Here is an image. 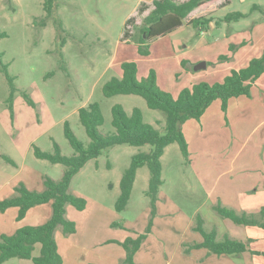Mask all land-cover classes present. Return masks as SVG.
<instances>
[{
  "label": "rangeland",
  "instance_id": "rangeland-1",
  "mask_svg": "<svg viewBox=\"0 0 264 264\" xmlns=\"http://www.w3.org/2000/svg\"><path fill=\"white\" fill-rule=\"evenodd\" d=\"M153 1L58 0L53 17L46 19L45 25L41 26L42 19L46 17L44 0H0V33L6 34V37L0 38V53L3 54V63L9 66V73L15 78L18 89L14 98V118H12L7 104L10 86L0 69V164L2 165H0V199L4 197L5 200L16 195L15 187L21 183L29 190L43 191L45 177L56 181L62 178L65 167L38 159L34 150L37 147L42 151L54 153L56 143L62 155L73 156L75 151L64 133L65 122H69L74 134L85 146H88L91 139L80 122L79 109L91 103L97 102L101 106L104 124L100 131L103 135L115 132L112 126V108L116 104L122 105L128 114L135 107L140 108L147 123L164 130L165 114L149 109L142 97L117 95L107 98L103 94V86L117 75L116 69L109 70L113 55L117 53L118 48H126L125 43L128 41L136 44L139 28L150 12L148 10L154 7ZM254 5L259 6L262 11L252 12ZM211 6H216L217 21L235 12H241L247 16L238 22H219L217 23L219 27H216V22H214L213 27H210L203 35L191 25H185L181 30L162 37L161 41L169 43L174 40L183 41L178 54L185 52L183 47L189 45L190 54L202 55L201 57L204 58L214 57L215 60L206 58L209 61L207 66L211 72L216 70L218 65L235 63L237 55L244 54L245 51L251 59L261 57L260 50L264 46V0L213 2L199 9L196 15H202ZM143 10L145 11L142 12ZM56 19H59L63 25V30L59 32V35L56 30ZM226 36L233 40L231 45L239 46L246 42L245 46L248 49L245 50L244 46L234 53H231L229 49V52L222 54V52L219 53L217 45L212 48L205 47L207 44H217V41L225 39ZM62 42L65 43L63 48L61 47ZM131 49L132 47H127L125 57L128 59L125 60L132 61L134 57L139 56L134 55ZM61 54L67 68L66 71L62 67ZM230 54L231 60L218 61L220 56ZM192 59L187 60L186 67L193 74L199 73L200 71L195 72V67L206 61L202 58L194 61ZM213 82L220 83L222 80ZM257 84L258 87H253L251 96L246 99L248 108L253 107L254 109V121L247 130L246 128L242 130V126L246 123L242 122L241 118L248 112L246 105L235 109L237 124L241 123L236 125L235 122V132L239 138L237 141L239 142L242 135H248L252 129L249 148L256 139L264 137V112L259 118L256 115V108L262 107L264 111V77ZM24 92L35 101V108L25 101ZM222 112L227 118L226 124L228 130L229 128L231 130L233 142L235 137L231 125L228 126L229 107L227 112L223 110ZM249 113L252 114V109ZM257 119L262 121L261 125H258ZM150 150L151 147L148 145L112 147L104 151L99 158L89 161L73 178L70 192L81 194L82 196L79 197L92 205L100 204L105 211L100 213L99 236L93 238L89 234L87 239H109L108 243L113 244L126 232L131 236L135 235L133 238H137L147 231L151 218L152 230L155 226V219L157 217L161 219L158 212L155 217H152L153 207L150 198L143 191L145 183L141 179L136 184L132 200L127 208L123 212H117L115 208L120 194V189L115 184L130 166L133 155ZM2 155L14 161V165L6 163ZM195 156L196 154L193 155L191 163V155L190 159H186L178 144L169 147L163 161L164 192L172 196L178 207L183 209L190 218L199 208V215H205L212 223L219 222L217 225L227 230L226 223L224 224L225 219L219 216L210 204L200 205L204 201V195L200 194L202 191L198 184L197 170L195 169V173L192 168ZM258 156L260 157V154ZM259 159L264 161V154H261ZM140 173L143 176L150 174L147 167H143ZM7 190H11L12 193L7 195L9 193ZM47 206L52 212V204ZM31 220L30 215L26 223H31ZM164 227L163 224L162 229ZM256 228L264 230L260 227ZM146 240L141 245L143 249L139 264H156V258L152 256L154 247L148 241L152 239ZM106 245L102 244L98 247L86 245L89 251L76 260L77 264L89 261L95 262L92 264H100L96 261L101 253H105ZM38 253L39 250L35 254L38 255ZM154 255L158 256V264H165L167 261L164 248L160 250L155 248ZM70 260L73 261L72 258ZM111 260H116L117 264H123L125 259L123 262L119 259ZM4 264H33V262L14 258Z\"/></svg>",
  "mask_w": 264,
  "mask_h": 264
},
{
  "label": "trees",
  "instance_id": "trees-1",
  "mask_svg": "<svg viewBox=\"0 0 264 264\" xmlns=\"http://www.w3.org/2000/svg\"><path fill=\"white\" fill-rule=\"evenodd\" d=\"M58 0H44L46 17L40 25L44 26L48 18H52L56 10ZM217 0H154L153 10L144 18L136 41L138 53L142 57L150 55L151 44L180 29L185 19L196 9L207 3ZM262 11L254 5L253 11ZM143 10L142 12H144ZM247 14L235 12L226 15L223 19L216 20L215 12L190 21L189 25L198 30L199 33L206 32L211 25L221 22H238L246 18ZM56 30H63L62 22L56 19ZM127 34L125 38L127 40ZM6 37L0 33V38ZM130 43V41H128ZM65 43H61L63 48ZM246 42L239 46L231 45L230 52L234 53L244 47ZM63 69L66 71L64 58L61 54ZM3 54L0 53L1 71L4 73L9 86L10 96L7 99L11 117L14 118V98L18 91L15 78L9 73V66L3 63ZM230 55H222L219 62L231 60ZM187 62H183L186 67ZM123 75L121 78L112 77L104 86L103 94L110 98L117 95H136L142 97L148 108L161 111L165 114L164 130L156 128L147 123L140 108L135 107L130 114L125 108L116 104L112 108V126L115 129L113 134L103 135L100 131L104 124V115L99 103H91L79 109V119L84 126L87 135L91 139L88 146H85L74 134L69 122H65L64 133L70 145L75 151L71 157L62 155L60 147L55 143V152L49 153L35 148L34 153L38 159L49 161L52 164H61L65 167L62 178L58 181L49 177L44 178V190L32 191L24 184L15 187L16 195L0 201V212L4 213L10 208H18V221L24 219L32 208L51 203V218L40 226H26L19 228L13 235H2L0 237V264L10 259L19 258L30 260L33 264H63V258L58 250L56 232L62 229L65 236L77 232V226L67 218V207L73 206L79 211L87 208V201L70 192L73 178L91 161L99 158L104 151L118 146L128 145L132 147L150 146L149 152H139L133 155L130 166L124 171L120 182V195L115 204L117 212H123L132 196L137 173L143 167H147L150 173L149 185L146 196L150 198L153 207L152 217L157 212V202L161 187L163 186V165L162 157L166 149L178 144L186 159H190L189 145L183 132L184 124L189 120H200L209 107L216 101L222 103V110L227 112L229 102L233 98L241 96L250 97L252 89L257 81L264 75V52L261 57L253 58L246 68L232 70L220 83L209 84L202 82L182 90L177 98L170 93L163 91L158 86L157 74L151 70L148 77L138 78V65L135 61H126L121 64ZM25 101L32 107H36L35 101L29 94L23 93ZM2 157L14 165L9 157ZM214 210L223 219H229L237 225L256 226L264 229V210L259 215L237 213L235 210L224 207L221 203L214 206ZM153 227L152 218L149 227L144 234L137 238L129 237L124 242L115 243L121 245L126 251V258L123 264H135V256L141 249L142 243L151 234ZM193 230L203 236L200 244H185V252L190 253L194 249H207L209 254L215 255H239L247 251L250 240L245 243L231 239L226 236L222 241L217 240L216 230L208 231L205 228L204 220L197 216ZM38 246L39 249H38ZM39 250L38 255L36 251ZM259 255V252H253Z\"/></svg>",
  "mask_w": 264,
  "mask_h": 264
},
{
  "label": "crops",
  "instance_id": "crops-1",
  "mask_svg": "<svg viewBox=\"0 0 264 264\" xmlns=\"http://www.w3.org/2000/svg\"><path fill=\"white\" fill-rule=\"evenodd\" d=\"M180 1L184 2L187 0ZM222 1L224 0H217L214 2L219 3ZM211 3L213 2L207 3L206 5ZM203 7L194 10L185 19L184 25L178 30H181L185 25H189L190 21L194 18L210 14V12L216 13V6H211V8L204 11L205 13L202 15H196L197 11ZM153 8L148 11L151 12ZM215 26L219 27L217 23H215ZM211 27H213V24ZM201 34L203 35L204 33ZM161 39L163 38L157 39L151 44L150 55L147 57L139 55L138 47L135 43H125L126 48H118L117 53L113 55L109 64V70L111 68L116 69L117 75L114 77L121 78L123 75L121 64L126 61H131L125 60L128 59L125 57L127 47H132L131 50L134 51V55H139L132 60L138 65V78L140 80L144 79L148 77L151 70H155L160 89L170 93L174 98H177L182 90L195 84L202 82L214 84V80L220 79L223 81L232 70H240L243 67L246 68L252 60L249 54H247V51H245L244 54L237 55L235 63L233 64L226 63L218 65L216 70L212 72L209 66H207L206 69H202L199 73L193 74L189 71V68L183 66V62H187V60L191 58H193V61L202 58V60L206 61L208 64L209 61L206 59L208 57L204 58L201 57L202 55L196 56L190 54L188 51L189 45L183 47L186 50L185 52L178 54V50H180L183 41L174 40L172 43H169L162 42ZM216 43L217 44H207L205 47L212 48L217 45L220 50L219 53L222 52L223 54L229 52L233 40L226 36L225 39L219 40ZM246 49H248V47L245 46V50ZM263 52L264 46L260 50V56H262ZM152 57L156 58L153 59ZM208 59L215 60L214 57ZM204 71L207 73H202ZM263 77L264 75L261 78ZM256 87H258L257 83L254 85V88ZM247 98L246 96H241L233 98L229 102L227 117L229 120L228 126L231 125L232 133L235 137L233 142L231 139V130L230 128V131L228 130L226 124L227 118L222 112V103L220 100H216L200 120L192 119L187 121L183 126V132L189 144L191 163L193 162V155L196 154L192 168L195 173V169L197 170L198 184L202 191L200 194L204 195V201L201 202L200 205L204 206L210 204L211 207L214 208L216 203H221L224 207L235 210L237 213L246 212L259 215L260 212L264 210V164H261L264 161H262L263 159H259L261 154H264V137L262 139H256L254 144L249 148L251 142L249 137L252 134V129L249 131L248 135H242L239 142L237 141V139H239L238 135L235 132V122L236 125L241 124H237V111H235V109L246 105ZM248 107L249 106L246 105L248 112L241 117L242 122L246 123L242 126V130L245 128V130H247L254 121V109L253 107ZM259 108H256V115L258 118L264 112L262 107ZM251 109L252 114L249 113ZM257 120L258 125H261L262 121H260V119ZM169 147L162 157V165ZM259 154L260 157L258 156ZM6 163L8 162L6 161ZM255 165H257V167H254ZM140 171L141 169L137 173L133 192L136 184L141 179L142 182L145 183L143 191L146 195L150 174H145L143 176ZM121 178L117 181V184H115L119 189ZM164 187L165 185L161 187L159 200L156 205L157 212L160 214L161 219H158V217L155 219V226L147 240L155 239L153 240L154 242L148 240L152 244V247H154V251L155 248L159 250L164 248L167 256L165 264H264V230L261 231L256 228V226L237 225L229 219L224 220V224L226 223L228 231L224 230L223 227L217 225L219 222L212 223L205 215H199V208L195 211V215H193L195 217L192 216L190 218L185 214L183 209L178 207L174 198L164 192ZM7 191H9L7 195L12 193L11 190ZM180 193L182 194L183 192L181 191ZM75 195L82 196L79 193H75ZM3 198L4 197L1 199L4 200ZM1 199L0 201H2ZM47 205H51V203L32 208L21 221L17 220L19 214L18 208H10L4 213L0 212V237L3 234L12 235L19 228L28 225L39 226L45 224L52 215L51 208ZM104 212V208L96 203L92 205L87 202V208L84 211H79L73 206L67 207V218L76 224L77 232L70 236H65L61 228L56 232L55 237L59 253L63 258V264H77L78 262L76 260L83 257V254H87L89 251L86 245L92 247L96 245L95 247H98L102 244H107L105 253H101L96 262H100V264H117L116 260L111 259H119L123 262L126 258V251L123 250L124 248L121 245L117 243L109 244V239H87L89 234H91L93 238L99 236L98 227L101 225L100 213ZM30 215L32 216V220L31 223L28 224L26 220ZM197 216L203 218L205 228L208 231L216 230L218 241H222L226 236L245 243L250 240L251 242L248 245L247 251L239 255L219 256L209 254L207 249L202 248L194 249L190 253H186L185 244H200L203 242V236L192 230ZM163 224L165 227L162 229ZM133 236L126 232L116 241L124 242L127 238ZM39 247L40 246H38V249ZM142 249L143 248H141L135 256V264H139ZM154 251L152 252V256L156 258V264H158V256L154 255ZM253 252H259L261 254L255 255ZM71 258L73 261H69ZM84 260L86 259L84 258ZM88 263L92 264L95 262L89 261L79 264Z\"/></svg>",
  "mask_w": 264,
  "mask_h": 264
},
{
  "label": "water",
  "instance_id": "water-1",
  "mask_svg": "<svg viewBox=\"0 0 264 264\" xmlns=\"http://www.w3.org/2000/svg\"><path fill=\"white\" fill-rule=\"evenodd\" d=\"M206 68H207V63L206 62H202V63H200L199 65H197L195 67V71H200V70L206 69Z\"/></svg>",
  "mask_w": 264,
  "mask_h": 264
}]
</instances>
